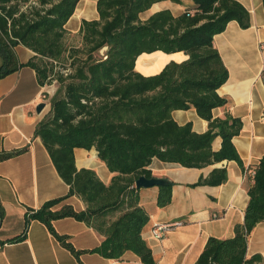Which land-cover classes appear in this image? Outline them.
<instances>
[{
    "label": "trees",
    "instance_id": "trees-1",
    "mask_svg": "<svg viewBox=\"0 0 264 264\" xmlns=\"http://www.w3.org/2000/svg\"><path fill=\"white\" fill-rule=\"evenodd\" d=\"M36 1L40 7L24 9L31 0H0V79L27 66L36 71L41 86L55 80L60 84L35 137L42 140L70 190L38 210L28 209L23 233L10 242L25 241L31 223L38 221L79 258L84 252L76 251L53 226L54 221L73 218L105 235L103 243L87 253L120 260L132 252L142 264H158L143 239L149 215L140 205L135 183L140 177L153 178L149 167L154 159L189 169L235 161L244 169L233 143L242 132V121L230 114L224 119L213 116L214 109L229 103L218 94L229 72L213 41L232 21L249 29L251 15L236 0H192L194 10L187 9L179 17L161 11L143 22L142 13L168 0H99V20L83 21L82 48L69 51L65 27L80 0ZM19 45L36 54L25 65L15 52ZM105 47L108 51L101 56ZM156 52H183L189 59L181 64L171 62L154 76L136 72L137 59ZM50 60L70 73L55 72ZM191 108L209 123L206 133L197 134L192 124L180 126L173 119L174 111ZM217 137L222 147L214 151ZM78 148L97 150L100 160L117 174L111 185H105L93 170H78L74 154ZM27 150L0 152V164ZM249 174L244 223L235 226L230 239L210 238L196 264H261L262 257L248 258L247 250L253 230L264 222V157ZM227 180L226 168L214 169L191 187H218ZM172 189V183L159 187V208L171 204ZM73 196L86 204V210L78 212L72 206L54 210Z\"/></svg>",
    "mask_w": 264,
    "mask_h": 264
},
{
    "label": "crops",
    "instance_id": "crops-1",
    "mask_svg": "<svg viewBox=\"0 0 264 264\" xmlns=\"http://www.w3.org/2000/svg\"><path fill=\"white\" fill-rule=\"evenodd\" d=\"M80 0L75 14L66 24V43L74 46L79 39L83 21L99 20L97 2ZM180 3L162 1L141 14L145 22L154 14L170 11L179 17L187 9L194 10L192 0ZM251 15V27L242 29L236 21L215 36L213 45L219 52L229 72L227 82L218 90L228 105L213 110L214 118L224 119L227 114L239 118L243 128L233 143L244 163V169L235 161H224L203 169H189L178 164L163 163L154 159L149 169L153 177L173 184L172 202L167 208H159V187L140 189V205L149 215L143 239L153 251L158 264H196L208 240L212 237L230 239L237 224H243L249 204L247 193L249 173L264 157V5L263 0H236ZM21 64H27L36 54L19 45L15 48ZM189 59L185 53L143 54L136 61V72L154 76L171 62L181 64ZM3 61L0 57V67ZM51 92V93H50ZM55 92L48 85L41 86L36 71L22 67L17 72L0 79V152H13L25 147L28 150L0 164V264H142L132 252L122 259H106L87 251L98 248L105 235L95 227L73 218L53 222L57 234L68 238L76 251L84 252L79 258L50 233L38 221L31 223L28 237L22 242H10L20 236L25 227L28 209L38 210L46 202L68 195L70 187L59 176L42 140L35 137L38 124L50 113ZM45 103L42 112L37 107ZM173 119L180 125L192 124L193 131L204 134L209 123L199 117L194 108L177 110ZM222 147L221 137L213 142V150ZM78 170L90 169L97 173L105 185H111L116 173H112L100 160L95 148L75 149ZM226 168L228 180L218 187H196L201 177H208L214 169ZM72 206L76 211L86 210V204L77 196L68 198L54 210ZM183 221L184 226L156 239L151 231L156 224ZM260 255L264 264V222L259 223L248 240V258Z\"/></svg>",
    "mask_w": 264,
    "mask_h": 264
},
{
    "label": "built area",
    "instance_id": "built-area-1",
    "mask_svg": "<svg viewBox=\"0 0 264 264\" xmlns=\"http://www.w3.org/2000/svg\"><path fill=\"white\" fill-rule=\"evenodd\" d=\"M32 6L33 7H40L39 3L36 0H31V2L27 6L24 7V9H28V8H30ZM47 7L49 8V7H51V5H48ZM50 62H52L54 64V66H55V72H60L61 74H64L65 76H67L70 73V69H64V68H62L61 67V64L59 62L52 61V60H50ZM53 83L56 84L57 81L55 80ZM50 93L44 94L42 96V98L45 101H48L49 100V95L48 94H50ZM182 226H184V222L183 221H175V222H171V223H167V224H156L154 226V228L152 229L151 234L156 239L161 240V239H163V237L165 235H167L168 233H171V232L177 230L178 228H181Z\"/></svg>",
    "mask_w": 264,
    "mask_h": 264
},
{
    "label": "water",
    "instance_id": "water-1",
    "mask_svg": "<svg viewBox=\"0 0 264 264\" xmlns=\"http://www.w3.org/2000/svg\"><path fill=\"white\" fill-rule=\"evenodd\" d=\"M108 51V47L103 48L100 51V55L104 56L106 54V52ZM46 107L45 103H41L40 105H38L37 107V112L40 113L43 111V109ZM167 184V181L165 179L162 178H151L148 179L146 177H140L136 183H135V187L137 189H147V188H152V187H162L165 186Z\"/></svg>",
    "mask_w": 264,
    "mask_h": 264
},
{
    "label": "rangeland",
    "instance_id": "rangeland-1",
    "mask_svg": "<svg viewBox=\"0 0 264 264\" xmlns=\"http://www.w3.org/2000/svg\"><path fill=\"white\" fill-rule=\"evenodd\" d=\"M82 42H83V39H82V36L80 35V36H79V39L76 40V43L74 44V46H72V45L69 44V43H66L67 49H68L69 51H72L71 48H75V49L82 48ZM79 56H80V55H78L76 58L78 59ZM48 86L50 87V90H51V91L53 90V91L56 93L57 89L60 87V84H59V83H56V84L52 83L51 85H48ZM54 95H55V94H54ZM54 95H53V96H54ZM47 102H51V98H49V100H48Z\"/></svg>",
    "mask_w": 264,
    "mask_h": 264
},
{
    "label": "bare ground",
    "instance_id": "bare-ground-1",
    "mask_svg": "<svg viewBox=\"0 0 264 264\" xmlns=\"http://www.w3.org/2000/svg\"><path fill=\"white\" fill-rule=\"evenodd\" d=\"M52 92H53V90H52Z\"/></svg>",
    "mask_w": 264,
    "mask_h": 264
}]
</instances>
